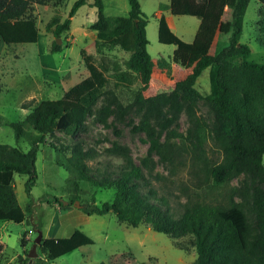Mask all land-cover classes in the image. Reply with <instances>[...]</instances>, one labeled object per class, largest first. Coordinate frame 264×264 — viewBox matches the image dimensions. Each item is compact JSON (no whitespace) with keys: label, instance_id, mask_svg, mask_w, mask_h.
I'll list each match as a JSON object with an SVG mask.
<instances>
[{"label":"trees","instance_id":"obj_1","mask_svg":"<svg viewBox=\"0 0 264 264\" xmlns=\"http://www.w3.org/2000/svg\"><path fill=\"white\" fill-rule=\"evenodd\" d=\"M50 1L0 0V29L4 22L27 18L34 3ZM53 1L59 5L63 0ZM87 1L77 0L66 19H54L48 24L49 28L53 27L56 37L70 30L72 17ZM128 1L127 15L109 16L105 13L104 0H94L97 18L90 25L96 32L94 46L99 53L107 47L129 51L124 67L104 55L96 61L93 54L82 49L89 73L61 97L42 99L23 120L11 123L17 138L28 139L31 146L25 150L0 142V221L23 222L26 219L27 213L16 194L15 175H27L25 189L30 195L37 179L40 144L46 143L48 136L57 130L69 134L82 130L94 104L106 93L111 78L115 88H130L140 79L142 87L136 93L135 103L143 109V115L135 128L149 137L147 156L137 163L127 147L114 145L108 148L107 151L123 158L120 173L109 177L93 171L89 161L95 155L82 144H75L70 154L66 153L65 166L73 176L94 186L115 188L112 200L97 203L93 197L83 204L84 212L88 215L114 212L119 221L133 226L145 223L176 239L191 236L197 251L191 264H264V61L249 60L251 46L241 42L250 0H170L171 13L194 15L200 19L193 40L187 41L172 29L164 14L159 16V41L174 44L171 60L191 70L186 77L176 81L173 90L148 96L144 95L143 89L149 86L155 66L148 51V16L143 12L140 0ZM260 2L264 4V0ZM227 9L231 10V17L225 19ZM27 25L29 28L25 31L31 32L34 22ZM36 34L34 29V38ZM226 35L228 43L222 44ZM22 36L29 37L27 34ZM216 39L215 53H211ZM61 48L62 44L54 40L52 51ZM206 68H210L207 98L214 113L213 122L197 109L200 97L197 80ZM28 102L23 106L29 107ZM118 106L126 110L123 104ZM103 110L106 114L110 112L108 108ZM183 111L191 122L187 135L178 129ZM179 137L193 145L190 172L198 186L212 183L222 187L242 172L249 175L248 183L232 187L233 192L226 200L188 201L181 203L180 209L174 207L168 196L159 194L143 169L151 171L154 168V153L171 163L180 160L182 153L175 143ZM209 139L221 152L220 159L209 154ZM96 170L100 171V168ZM236 195L241 199L238 200ZM92 243L91 236L76 228L69 236L43 238L47 258L29 262L27 256L18 264H50L49 261Z\"/></svg>","mask_w":264,"mask_h":264},{"label":"rangeland","instance_id":"obj_2","mask_svg":"<svg viewBox=\"0 0 264 264\" xmlns=\"http://www.w3.org/2000/svg\"><path fill=\"white\" fill-rule=\"evenodd\" d=\"M76 1L63 0L59 5L53 0L36 2L27 18L2 24L0 142L25 150L30 148L28 139L17 138L11 123L23 120L42 99L61 97L69 87L89 73L81 55L82 49L93 54L96 61L104 55L124 67L129 51L107 47L99 53L94 46L96 32L90 26L97 18L94 0H88L78 8L72 17L70 30L63 32L60 37H56L53 27H48L54 19H66ZM104 3L105 13L109 16L129 13L128 0H104ZM140 3L148 16V51L155 60L149 86L143 89L144 95L148 96L173 90L176 81L186 77L191 70L171 60L174 44L159 41V16L164 14L172 29L187 41L193 40L200 19L194 15L171 13L170 0H140ZM223 17L230 18L231 10L227 9ZM31 22H34L33 29L31 32L25 31ZM34 29L37 33L35 38ZM24 34L29 37L25 39L22 36ZM58 38L62 48L52 51L53 42ZM217 42L216 39L211 53H215ZM241 42L251 46L249 60L264 61V4L260 0L249 1ZM227 43L228 35L222 44ZM209 70L204 69L197 80L196 87L200 92L197 109L213 122L214 113L207 98L210 91ZM141 87V81L137 79L130 88H115L111 78L106 93L94 104L82 130L77 134L57 130L54 135L48 136L47 142L40 144L38 150L37 179L30 195L25 189L27 175H15L16 194L27 216L23 222L0 221V264H18L24 257H30L29 251L39 230H42L45 238L69 236L76 228L85 231L94 243L59 256L49 261L50 264H191L196 259L197 251L192 245L191 236L176 239L145 223L133 226L119 221L114 212L104 215L85 213L82 209L84 203L93 197L97 203L112 200L115 188L94 186L80 180L65 166L66 155L77 143L82 144L85 150H92L95 156L89 162L99 176L115 177L120 173L122 156L107 151L114 145L127 147L137 163L147 156L149 137L144 131L135 128L143 115V109L135 103L136 93ZM25 102H28L29 107L23 106ZM118 104L126 106V110H121ZM105 108L110 109V112L106 114ZM178 129L184 135L191 129L185 111L180 114ZM175 143L182 153L180 160L171 163L154 153V168L151 171L143 169L159 194L168 196L174 207L180 209L181 203L188 201L226 200L233 192L232 187H242L248 183L249 175L242 172L222 187L212 183L198 186L190 172L193 145L181 137ZM207 148L211 156L217 159L222 157L212 139L208 140ZM98 167L100 171L96 170ZM236 198L241 199L239 195ZM62 200L68 203H61ZM40 257L47 258L42 243L37 246V256L30 257L29 262Z\"/></svg>","mask_w":264,"mask_h":264},{"label":"water","instance_id":"obj_3","mask_svg":"<svg viewBox=\"0 0 264 264\" xmlns=\"http://www.w3.org/2000/svg\"><path fill=\"white\" fill-rule=\"evenodd\" d=\"M58 42L60 43L61 40L58 38ZM64 203H68L67 201H63ZM43 240V232L42 230L38 231V236L35 239V242L33 243L32 248L29 251V256L30 257H36L37 256V246L39 243H42Z\"/></svg>","mask_w":264,"mask_h":264},{"label":"crops","instance_id":"obj_4","mask_svg":"<svg viewBox=\"0 0 264 264\" xmlns=\"http://www.w3.org/2000/svg\"><path fill=\"white\" fill-rule=\"evenodd\" d=\"M48 237H50V236H48Z\"/></svg>","mask_w":264,"mask_h":264}]
</instances>
